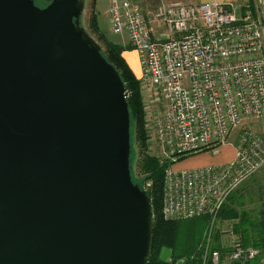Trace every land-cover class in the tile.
Segmentation results:
<instances>
[{
  "label": "water",
  "instance_id": "obj_1",
  "mask_svg": "<svg viewBox=\"0 0 264 264\" xmlns=\"http://www.w3.org/2000/svg\"><path fill=\"white\" fill-rule=\"evenodd\" d=\"M81 1L0 0V264H148L153 250L126 88Z\"/></svg>",
  "mask_w": 264,
  "mask_h": 264
},
{
  "label": "built area",
  "instance_id": "obj_2",
  "mask_svg": "<svg viewBox=\"0 0 264 264\" xmlns=\"http://www.w3.org/2000/svg\"><path fill=\"white\" fill-rule=\"evenodd\" d=\"M109 14L112 34L126 37L139 55L142 85L164 103L152 129L157 155L169 165L164 218L216 219L229 195L264 167V138L250 132L230 143L248 120H264V0L241 11L230 3H173L149 14L135 1L111 0ZM227 145L235 150L229 163L173 170L182 158L221 155ZM259 255L238 240L227 258ZM221 258L212 252V264Z\"/></svg>",
  "mask_w": 264,
  "mask_h": 264
},
{
  "label": "rangeland",
  "instance_id": "obj_3",
  "mask_svg": "<svg viewBox=\"0 0 264 264\" xmlns=\"http://www.w3.org/2000/svg\"><path fill=\"white\" fill-rule=\"evenodd\" d=\"M35 1L37 3V6L41 8L48 6L52 2V0ZM254 1L255 0H252L251 2L253 3ZM80 5L83 8V14L81 15L79 24L80 27L85 30L87 36L94 38L98 42L96 34H94L91 29V22L95 17V20L99 24L100 31L103 32L108 39H110L113 43H116L123 47H130L132 49L129 40L126 37L112 34L109 28L110 14L107 17L106 7H104L103 4H100L97 7V4L94 3V0H82ZM160 27L161 24H159L157 29H159ZM156 33H158V31H156L155 34ZM156 36H158V34H156ZM101 48L102 52L104 53L106 49L103 44L101 45ZM124 53L126 57L125 60L127 61V63H129L130 68L140 81L141 67L138 53L134 49L126 51ZM141 90L144 107V128L147 133L148 146L147 148H145V151L142 152L144 148L142 147L141 140L138 139V132L137 130L135 133L132 132L133 137L131 170L133 179H135L137 183L143 185L142 190L148 192L152 187V181L148 178V172L144 170L143 164L146 161V156L156 158L162 164V159L158 157L156 144L152 139V129L154 128L156 120L160 117L159 115L163 114L164 112V103L160 97H156L152 94L151 89H149L148 86L142 85V83ZM157 116L158 118H156ZM250 132H252L259 138H264V120H248L237 129V131L234 133L235 136L231 139L230 143L234 145L238 141L240 136L245 135V133L250 134ZM228 148L229 151H227L226 154L224 153L223 155L204 153L200 155L185 157V159H182L178 163L173 165V170H192L207 167L210 165H223L222 163H229L235 158V150L231 146H229ZM223 149H226V147H223ZM227 203L231 205V208H236L239 217L237 219L226 220L225 222H227L228 230H224V226H220L221 222L224 224V218L221 215V211ZM240 218H243L245 225L249 228L247 229L251 230L250 235L246 237L244 235L243 238L240 234L236 233L235 230V225L240 222ZM222 230L224 232V235L226 236V240H221V242H224V244H221L223 245V248L221 249L218 248L217 244L214 243L219 242ZM187 234L188 232L185 233V236ZM262 236L264 237V167L259 173L249 177L244 182H242L238 186V188L229 195V197L227 198V202L220 209L217 218H212L208 226L205 228L202 239L200 240L198 256L193 255L185 264H212L211 256L213 251L220 250L225 256L227 252H231L234 246V242L238 240L241 241L244 246H251L252 248L257 249L260 252V255L254 259L246 260L243 262L232 261L231 259L229 261L228 258V260H226L225 256L223 264H264V249L262 250V241L264 239L262 238ZM199 237V233H196V235H192L191 239L196 242ZM224 251L226 253H223Z\"/></svg>",
  "mask_w": 264,
  "mask_h": 264
},
{
  "label": "trees",
  "instance_id": "obj_4",
  "mask_svg": "<svg viewBox=\"0 0 264 264\" xmlns=\"http://www.w3.org/2000/svg\"><path fill=\"white\" fill-rule=\"evenodd\" d=\"M94 3H96V0H94ZM91 29L94 34H96L98 42L105 46L106 51L104 53L102 52L104 57L119 72L126 91L131 92V95L127 99L131 116V143L133 137L132 132L135 133L137 130L139 135L138 139L141 140L142 147L144 148L142 152H144L148 144L147 133L144 128L145 120L141 82L136 77L123 56L124 52L132 50L133 47L131 46V49L130 47H123L113 43L103 32L100 31L99 24L95 20V17L91 22ZM168 167L169 165L167 163L162 162L161 164L158 159L150 156H146V161L143 164L144 170L148 172V178L152 181V187L147 193L151 199L152 211L154 215L153 250L148 264H178L180 261L183 262L182 264H185L193 255L198 256L200 240L202 239L205 228L211 221V216L208 215L195 217L197 219H187L186 221L167 220L164 218L162 213L163 181L165 171ZM133 182L143 189V185L137 183L135 179H133ZM221 215L226 220L237 219L239 217L236 208H231V205L228 203L221 211ZM247 228L248 227L245 225L243 218H240V222L235 225L236 233L240 234L242 238L244 235L245 237L250 235L251 230H248L249 228ZM186 232H188V234L185 236ZM196 233H199L200 237L196 242H194L191 237L192 235H196ZM262 238L264 239L263 236ZM262 242L263 250L264 240ZM163 248H169L172 250L171 261H161L160 254Z\"/></svg>",
  "mask_w": 264,
  "mask_h": 264
},
{
  "label": "crops",
  "instance_id": "obj_5",
  "mask_svg": "<svg viewBox=\"0 0 264 264\" xmlns=\"http://www.w3.org/2000/svg\"><path fill=\"white\" fill-rule=\"evenodd\" d=\"M131 1H135V2L139 3L142 6L144 12L146 14H149V13H154L155 11H157L162 6H168V5H171L173 3H182V4H190V5H197L200 3H210V2H218V3H222V4L230 3V4H233L238 11H241L248 4H250L252 0H131ZM96 4H97V7L100 4H103V6L106 7L107 17H108L109 16L108 10H109V7L111 5V0H97ZM109 28H110V23H109ZM124 58L126 59L125 53H124ZM227 146L229 147L230 145H227ZM227 146H225L226 149L222 150L221 155H223L224 153L226 154V152L229 151V148ZM227 148H228V150H227ZM222 164H224V163H222ZM225 221H226V219L225 220L223 219L224 224L221 222L220 226H224L223 229L228 230L227 222H225ZM221 240H224V241L226 240V236L224 235L223 230H222V234H221L219 242L214 243V244H217L218 248L222 249L223 245H221V244H224V242H221ZM249 247H251V246H249ZM218 251H220V250H218ZM220 252L222 254V251H220ZM223 253H226V252L224 251ZM229 253L230 252H227V254L225 255L226 260H228L227 256L229 255ZM225 256L222 254V258H221L222 264L224 262Z\"/></svg>",
  "mask_w": 264,
  "mask_h": 264
}]
</instances>
